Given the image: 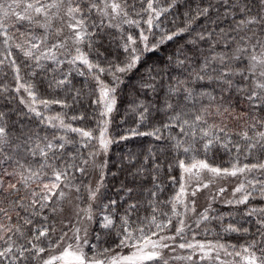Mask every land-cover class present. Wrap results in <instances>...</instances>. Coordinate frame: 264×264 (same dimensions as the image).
<instances>
[{
  "label": "snow or ice",
  "instance_id": "snow-or-ice-1",
  "mask_svg": "<svg viewBox=\"0 0 264 264\" xmlns=\"http://www.w3.org/2000/svg\"><path fill=\"white\" fill-rule=\"evenodd\" d=\"M0 264H264V0H0Z\"/></svg>",
  "mask_w": 264,
  "mask_h": 264
}]
</instances>
